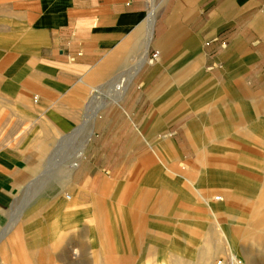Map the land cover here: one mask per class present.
<instances>
[{
	"label": "rangeland",
	"instance_id": "rangeland-1",
	"mask_svg": "<svg viewBox=\"0 0 264 264\" xmlns=\"http://www.w3.org/2000/svg\"><path fill=\"white\" fill-rule=\"evenodd\" d=\"M201 79L209 90L197 92L215 89L199 114L162 129L170 152L159 132L124 135L114 149L96 148L102 135L72 134L33 161L0 220V264H264V90L234 83L227 96ZM9 105L0 85V145ZM150 146L173 171L157 158L141 166Z\"/></svg>",
	"mask_w": 264,
	"mask_h": 264
},
{
	"label": "crops",
	"instance_id": "crops-1",
	"mask_svg": "<svg viewBox=\"0 0 264 264\" xmlns=\"http://www.w3.org/2000/svg\"><path fill=\"white\" fill-rule=\"evenodd\" d=\"M3 2L0 85L10 115L0 145V220L27 167L68 135H102L97 149L119 148L136 133L159 132L162 143V129L199 114L215 89L207 91L201 73L225 84L227 96L234 83L264 90V0ZM200 85L207 90L197 92ZM159 117L172 120L162 125ZM109 168L105 178L121 169Z\"/></svg>",
	"mask_w": 264,
	"mask_h": 264
},
{
	"label": "bare ground",
	"instance_id": "bare-ground-1",
	"mask_svg": "<svg viewBox=\"0 0 264 264\" xmlns=\"http://www.w3.org/2000/svg\"><path fill=\"white\" fill-rule=\"evenodd\" d=\"M190 132V131H189ZM161 140L163 141L162 142V146L160 147L161 149H162V147H163V149L162 150H167V151H169V150H171L173 147H172V145H171V143H169L170 142V140H169V138H168V135H164L163 136V139L161 138ZM171 147V148H170ZM196 148H198V147H196ZM150 152L149 153H145V154H143V156H141L140 157V164H141V166H144L145 168H147V166L149 167L150 166V162H151V160H149L150 158H157L158 160H159V162L164 166V167H166L168 170H170V171H173V170H171V168L170 167H168L167 166V163L168 162H165L164 161V157L165 156H163V154H161V151H159V147H156V146H150ZM170 152V151H169ZM198 156H199V154H197ZM197 156V157H198ZM147 157H150L149 159L147 158ZM181 160V159H180ZM155 161V160H154ZM153 161V162H154ZM155 164V163H154ZM181 171V170H180ZM183 172V171H182ZM190 175V174H189ZM189 181V180H188ZM196 181V180H195ZM191 185L194 187V188H196V184H194V183H191ZM201 189V188H200ZM74 201L75 200H72L71 202H70V204H73L74 203ZM205 202H207V200L205 199L204 200ZM228 254L229 255H234L235 254V252H234V250L233 249H229V251H228ZM231 257H236V256H231ZM248 259L249 260H251L252 261V259H250L249 257H248ZM253 262V264H256L254 261H252Z\"/></svg>",
	"mask_w": 264,
	"mask_h": 264
},
{
	"label": "built area",
	"instance_id": "built-area-1",
	"mask_svg": "<svg viewBox=\"0 0 264 264\" xmlns=\"http://www.w3.org/2000/svg\"><path fill=\"white\" fill-rule=\"evenodd\" d=\"M156 56V54H154ZM214 264H251L247 260L238 257H219L215 260Z\"/></svg>",
	"mask_w": 264,
	"mask_h": 264
}]
</instances>
